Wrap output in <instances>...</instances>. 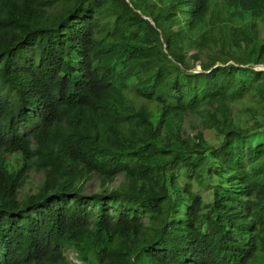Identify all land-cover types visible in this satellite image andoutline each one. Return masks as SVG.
<instances>
[{"label": "trees", "instance_id": "obj_1", "mask_svg": "<svg viewBox=\"0 0 264 264\" xmlns=\"http://www.w3.org/2000/svg\"><path fill=\"white\" fill-rule=\"evenodd\" d=\"M257 65L264 0H0V264H264Z\"/></svg>", "mask_w": 264, "mask_h": 264}, {"label": "rangeland", "instance_id": "obj_2", "mask_svg": "<svg viewBox=\"0 0 264 264\" xmlns=\"http://www.w3.org/2000/svg\"><path fill=\"white\" fill-rule=\"evenodd\" d=\"M41 175L38 174H34L32 173L30 175V178L28 180V182L26 183L23 192L24 193H33L35 192L41 182ZM120 179H117V181H119ZM84 191L86 194H91L93 192H98V188L96 186V184H94L93 182H88L85 187H84ZM202 193V192H201ZM66 255L68 256V260L71 263H80L79 260L75 259V253L73 251H69L68 253H66Z\"/></svg>", "mask_w": 264, "mask_h": 264}, {"label": "water", "instance_id": "obj_3", "mask_svg": "<svg viewBox=\"0 0 264 264\" xmlns=\"http://www.w3.org/2000/svg\"><path fill=\"white\" fill-rule=\"evenodd\" d=\"M148 20H150V18H147ZM151 21V20H150ZM255 69H259V70H264V66L262 65H257L255 66ZM198 71V70H197Z\"/></svg>", "mask_w": 264, "mask_h": 264}]
</instances>
